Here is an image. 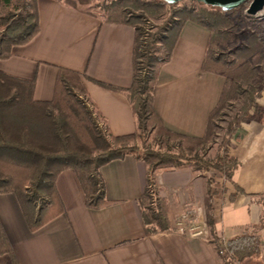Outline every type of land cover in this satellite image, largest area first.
<instances>
[{"label":"crops","instance_id":"obj_1","mask_svg":"<svg viewBox=\"0 0 264 264\" xmlns=\"http://www.w3.org/2000/svg\"><path fill=\"white\" fill-rule=\"evenodd\" d=\"M38 7L39 33L16 46L10 58L0 59V70L35 81L39 101L54 99L61 69L75 71L110 132L134 133L128 97L95 81L131 86L135 29L105 22L91 9L66 1L38 0ZM209 39L208 29L190 21L183 26L172 58L160 71L155 94V110L164 124L193 137L205 135L226 83L224 75L203 69ZM241 130L231 148L240 165L235 183L223 180L216 196L209 194L207 176L191 168L159 174L160 195L169 202L170 231L145 233L140 199L149 171L134 155L100 169L112 202L102 209L87 206L73 169L62 171L56 185L65 212L37 231L29 228L17 196L0 194V221L13 247V255H1L0 264H225L215 238L228 241L245 232L264 233L259 229L264 220V159L259 154L264 151V115ZM185 213L205 226V237L179 233L176 222ZM212 214L215 236L209 226Z\"/></svg>","mask_w":264,"mask_h":264},{"label":"trees","instance_id":"obj_2","mask_svg":"<svg viewBox=\"0 0 264 264\" xmlns=\"http://www.w3.org/2000/svg\"><path fill=\"white\" fill-rule=\"evenodd\" d=\"M197 2L200 7L165 0H103L98 5L95 13L103 21L135 29L131 86L119 88L95 81L128 97L136 120L132 134L116 136L110 132L87 98L81 75L75 71L61 69L54 99L39 101L34 96L35 81L0 70V194L17 196L32 231L65 212L56 179L67 169L76 172L87 206L102 209L112 202L107 199L100 169L127 155L144 161L149 179L140 204L147 235L171 230L169 202L160 195L157 183L161 172L191 168L195 174L206 175L211 197L219 192L214 173L235 183L240 165L230 146L244 122L251 120V109L261 111L257 100L264 84L260 78L264 37L242 30L249 1L229 11ZM154 19L164 21L150 31L149 23ZM189 21L210 32L203 69L226 77L203 137L172 131L154 106L160 71L172 58L181 30ZM39 31L38 0H0L1 60L10 58L16 46L27 44ZM235 98L243 99V107L230 121L215 155L208 158L203 151L215 136V120ZM209 226L215 236L213 214ZM262 228L264 220L259 229ZM256 231L228 239L225 264H244L246 259L260 254L263 239ZM4 254L12 256L13 247L0 221V256Z\"/></svg>","mask_w":264,"mask_h":264},{"label":"rangeland","instance_id":"obj_3","mask_svg":"<svg viewBox=\"0 0 264 264\" xmlns=\"http://www.w3.org/2000/svg\"><path fill=\"white\" fill-rule=\"evenodd\" d=\"M66 2L74 5H78L83 8L91 9L94 12H98L99 8L98 5L103 0H65ZM250 1V0H249ZM181 5H187V6H195V7H200V3L194 0H181L180 3ZM249 6V4H248ZM248 8V7H247ZM246 14V23L243 24L242 30H248V31H253L259 33L262 37H264V16L260 18V16L256 15H249L247 13V9L244 11ZM163 19L160 20H151L149 23V30L152 31L155 29L157 26H160L163 24ZM148 26V25H147ZM227 50V55L230 58L232 55L229 54ZM262 66V71L260 74V78L264 79V61L261 64ZM263 91L261 94V97L258 98L257 103L258 106L261 108V111L255 110V108H252L250 111V114L252 116L251 120L252 121L255 117H258L259 115H264V84L263 86L261 85ZM243 99L241 98H235L229 101L228 106L223 110V112L220 114L219 117L216 118L215 123L217 125L216 127V133L212 141L208 144V146L204 149L203 153L208 157H213L221 144L222 140L224 139L227 129L229 127V123L232 120V118L238 113L242 107H243ZM249 121V122H250ZM249 122H244V125ZM243 125V128H244ZM239 131H242L241 129ZM238 131V132H239ZM238 137V134H236L231 142V148L233 145V141L237 140L236 138ZM260 157L264 159V151H261ZM210 174H213V172H210ZM216 175V188L221 189L223 180L226 179V177L222 176L221 174H215ZM263 233V232H260ZM263 239V248L262 251L260 252L259 255H256L254 257L248 258L245 260L244 264H264V233L261 235Z\"/></svg>","mask_w":264,"mask_h":264},{"label":"built area","instance_id":"obj_4","mask_svg":"<svg viewBox=\"0 0 264 264\" xmlns=\"http://www.w3.org/2000/svg\"><path fill=\"white\" fill-rule=\"evenodd\" d=\"M251 1L252 0L249 1V4ZM256 16H260V18H262V16H264V9L259 11L256 14ZM176 228L179 231V233L188 235L189 237L202 238L206 236L205 226L202 223L191 219L188 213H185L178 218L176 222ZM217 252L223 258L228 259L229 248H228L227 240L225 238H220L218 240Z\"/></svg>","mask_w":264,"mask_h":264},{"label":"water","instance_id":"obj_5","mask_svg":"<svg viewBox=\"0 0 264 264\" xmlns=\"http://www.w3.org/2000/svg\"><path fill=\"white\" fill-rule=\"evenodd\" d=\"M170 4L178 3L181 0H165ZM203 2L208 6H219L225 11L232 10L241 6L249 0H197ZM264 9V0H252L247 8L249 15H256L259 11Z\"/></svg>","mask_w":264,"mask_h":264}]
</instances>
